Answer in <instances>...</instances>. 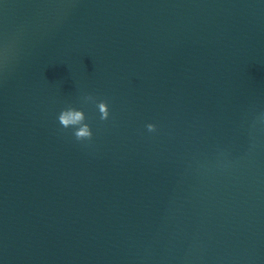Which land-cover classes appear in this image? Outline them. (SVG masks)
<instances>
[{
    "label": "clouds",
    "instance_id": "1",
    "mask_svg": "<svg viewBox=\"0 0 264 264\" xmlns=\"http://www.w3.org/2000/svg\"><path fill=\"white\" fill-rule=\"evenodd\" d=\"M92 96H86L85 99H92ZM101 120H107L109 117L108 105L104 101L97 104ZM58 121L64 129L73 128V135L77 141L91 140L92 131L88 123H86V116L82 110L75 108H66L62 110L58 116ZM147 129L149 132L156 130L155 125L148 124Z\"/></svg>",
    "mask_w": 264,
    "mask_h": 264
}]
</instances>
